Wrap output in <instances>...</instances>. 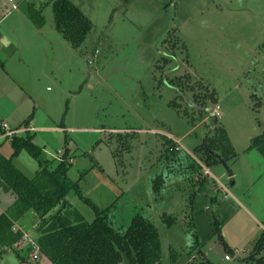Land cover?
I'll list each match as a JSON object with an SVG mask.
<instances>
[{"label": "rangeland", "instance_id": "1", "mask_svg": "<svg viewBox=\"0 0 264 264\" xmlns=\"http://www.w3.org/2000/svg\"><path fill=\"white\" fill-rule=\"evenodd\" d=\"M69 1L91 22L85 43L68 44L58 71L45 50L29 69L16 60L25 89L44 104L39 116L62 114L36 127V143L52 167L73 158L67 178L81 195L72 191L68 203L89 223L106 211L122 235L136 217L149 219L164 264L172 251L177 264H264V157L250 149L264 132V0ZM30 2L55 30L51 0ZM7 12L0 0V20ZM5 75L0 84L13 92ZM16 165L28 178L40 169L27 152ZM0 189L8 191L1 181ZM3 251L0 264H48Z\"/></svg>", "mask_w": 264, "mask_h": 264}, {"label": "trees", "instance_id": "2", "mask_svg": "<svg viewBox=\"0 0 264 264\" xmlns=\"http://www.w3.org/2000/svg\"><path fill=\"white\" fill-rule=\"evenodd\" d=\"M51 3L56 30L72 48L79 49L92 30L91 22L69 0H51ZM27 4L29 7L25 11L31 21L38 28L44 27L46 20L42 10L33 8L31 2ZM31 118L21 126H29ZM35 137L36 134L15 137L11 142V159L0 154V181L16 197L12 206L0 215V248H4L3 252H13L23 262L27 260L31 248L24 246L23 253L16 249L24 239V232L15 227L33 213L38 222L39 257L48 264H123L125 260L130 264H164L160 234L149 219L136 217L123 235L112 227L106 211L97 213L91 223L85 221L67 201L72 191L81 195L78 184L67 178L73 158H63L52 167L44 150L36 145ZM168 146L171 149L175 144L169 141ZM250 149H256L264 157V132L252 140ZM23 151L40 165L33 178H28L13 163ZM210 158H206L209 167L216 165V160ZM214 223L220 234L223 222L220 224L216 220ZM257 245V250H264V234ZM171 255V263L177 264L179 255L175 251Z\"/></svg>", "mask_w": 264, "mask_h": 264}, {"label": "crops", "instance_id": "3", "mask_svg": "<svg viewBox=\"0 0 264 264\" xmlns=\"http://www.w3.org/2000/svg\"><path fill=\"white\" fill-rule=\"evenodd\" d=\"M9 1L14 2V0ZM16 1H18L17 5L15 7H12L10 3L6 2V0H3L4 6H6V10L8 12L7 14H5V17L0 20V23H3L4 21L12 19V21L7 24L8 26L6 25L5 27H1L0 25V70H4L6 74L5 76L12 79L16 83L13 84V92H11V90H7L11 88V85H9L6 89L5 85L3 86L2 84H0V122L8 123L12 128H19L26 120H28L32 116L30 125L37 129V132H40L41 128H36L38 127V125H53L54 122L57 121L62 114L56 116L48 109L45 115L47 118H42V116H39L38 108H41L42 106H44V104H39V102L35 99L32 91L25 89V86L21 82L22 78H20L21 76H19L21 74L18 65L16 64V60H18L24 68L26 67L29 69L32 65V60L37 59L36 63L39 62V51H41V54L43 55L45 50L46 53H51L50 64L56 71H58L59 65L63 62L64 54L69 50V43H67V41L58 34V31H56V29L53 31L47 30L46 24L44 27L38 28L31 21L30 17L25 11V4L27 2H30V0ZM13 48L16 49L15 52H12L13 54H10L9 57L5 56L4 51ZM54 69H52L51 71V76H54V78H56L57 73ZM37 76L49 77V75H46L43 70H39ZM49 89L50 88H48V90ZM16 92H18L20 95L19 99H16L14 95V93ZM37 138L38 137L36 134L35 143ZM9 143V149H7L6 152H4V150L6 149V144L0 145V154L5 159H11L13 155L12 143L10 141ZM24 153H26V151L21 152V154L13 160V163L16 167V164H20L21 158ZM23 165L30 166V163L28 160H25L23 162ZM17 169L19 168L17 167ZM38 171L39 169L36 170L35 173H37ZM224 189L225 188H223V190ZM220 192L221 191L218 192L217 196L220 194ZM15 198V194H13L12 192L2 191L0 189V207H2L1 214L5 213L9 209V207L12 206ZM32 214L33 213H30L20 222H18L15 228L20 229L24 232V234L29 235V231L27 230L26 225H31L36 231L38 222L35 215ZM21 243L26 244L24 241H22Z\"/></svg>", "mask_w": 264, "mask_h": 264}, {"label": "built area", "instance_id": "4", "mask_svg": "<svg viewBox=\"0 0 264 264\" xmlns=\"http://www.w3.org/2000/svg\"><path fill=\"white\" fill-rule=\"evenodd\" d=\"M217 109H219V107ZM216 115L219 116V113H217ZM0 130L3 132L2 139L8 140L10 142H12L15 137H24L27 134H37V129H35L30 124L27 127L20 126L19 128L14 129V128L10 127L8 123L0 122ZM173 144H175V147L172 146V148L170 150L171 151L179 150L177 143L174 142ZM23 241L26 243L27 246H29L31 248L32 258L34 260H38V258L40 256V247H39L37 241L34 238L32 239L28 234H24ZM240 252H241L240 250L236 249L233 252V255H235V256L239 255ZM232 258L233 257L230 254L226 255V260L229 261V260H232Z\"/></svg>", "mask_w": 264, "mask_h": 264}]
</instances>
